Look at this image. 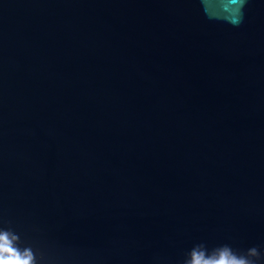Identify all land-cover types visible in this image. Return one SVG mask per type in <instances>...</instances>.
<instances>
[{"label": "water", "instance_id": "1", "mask_svg": "<svg viewBox=\"0 0 264 264\" xmlns=\"http://www.w3.org/2000/svg\"><path fill=\"white\" fill-rule=\"evenodd\" d=\"M0 229L36 264H264V0H0Z\"/></svg>", "mask_w": 264, "mask_h": 264}, {"label": "clouds", "instance_id": "2", "mask_svg": "<svg viewBox=\"0 0 264 264\" xmlns=\"http://www.w3.org/2000/svg\"><path fill=\"white\" fill-rule=\"evenodd\" d=\"M19 237L8 229H0V264H36L31 248L20 249ZM260 253L256 247L237 253L229 245L209 250L204 244L194 245L185 255L182 264H257Z\"/></svg>", "mask_w": 264, "mask_h": 264}]
</instances>
